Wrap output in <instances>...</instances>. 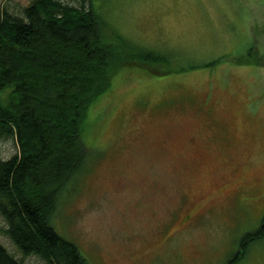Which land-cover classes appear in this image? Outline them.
<instances>
[{"label": "rangeland", "instance_id": "1", "mask_svg": "<svg viewBox=\"0 0 264 264\" xmlns=\"http://www.w3.org/2000/svg\"><path fill=\"white\" fill-rule=\"evenodd\" d=\"M30 2L0 0V15ZM93 5L115 60L54 230L89 264H229L239 252L236 264H264V234L254 235L264 221V0ZM118 37L165 62L131 58L141 51ZM16 150L1 142L0 158ZM0 243L17 252L3 234Z\"/></svg>", "mask_w": 264, "mask_h": 264}, {"label": "trees", "instance_id": "2", "mask_svg": "<svg viewBox=\"0 0 264 264\" xmlns=\"http://www.w3.org/2000/svg\"><path fill=\"white\" fill-rule=\"evenodd\" d=\"M104 23L93 0L77 5L31 0L21 16L2 10L0 143L12 141L18 151L9 160L0 158L5 224L0 235L17 251L11 254L0 243V264H26L31 258L44 264H89L78 246L54 230L51 219L64 188L86 168L84 121L111 82L115 55L106 43ZM118 38L130 51H141L131 58L163 59ZM262 226L256 237L264 234V221Z\"/></svg>", "mask_w": 264, "mask_h": 264}, {"label": "flooded vegetation", "instance_id": "3", "mask_svg": "<svg viewBox=\"0 0 264 264\" xmlns=\"http://www.w3.org/2000/svg\"><path fill=\"white\" fill-rule=\"evenodd\" d=\"M168 144H169V141L164 140V144H163V146H168ZM119 183H122V181H119Z\"/></svg>", "mask_w": 264, "mask_h": 264}, {"label": "crops", "instance_id": "4", "mask_svg": "<svg viewBox=\"0 0 264 264\" xmlns=\"http://www.w3.org/2000/svg\"><path fill=\"white\" fill-rule=\"evenodd\" d=\"M168 62H169V60H168ZM171 63V62H170Z\"/></svg>", "mask_w": 264, "mask_h": 264}]
</instances>
